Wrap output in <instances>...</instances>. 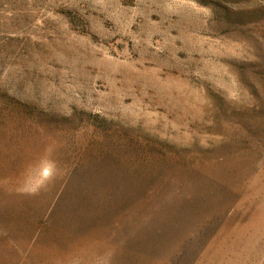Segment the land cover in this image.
Returning a JSON list of instances; mask_svg holds the SVG:
<instances>
[{"label":"rangeland","instance_id":"1","mask_svg":"<svg viewBox=\"0 0 264 264\" xmlns=\"http://www.w3.org/2000/svg\"><path fill=\"white\" fill-rule=\"evenodd\" d=\"M40 173L67 264L253 261L264 0H0V184Z\"/></svg>","mask_w":264,"mask_h":264},{"label":"crops","instance_id":"2","mask_svg":"<svg viewBox=\"0 0 264 264\" xmlns=\"http://www.w3.org/2000/svg\"><path fill=\"white\" fill-rule=\"evenodd\" d=\"M37 176L21 185L0 184V264H67L70 257L66 239L71 232L66 224L70 189L53 177ZM73 211L78 217V208ZM260 215L261 221L239 243V250L254 252L247 264H264V212ZM72 234L78 239V224ZM76 259L77 264H103L84 248L77 249Z\"/></svg>","mask_w":264,"mask_h":264}]
</instances>
